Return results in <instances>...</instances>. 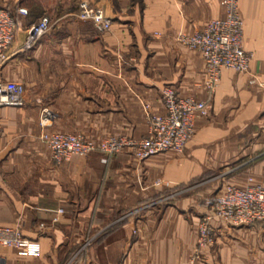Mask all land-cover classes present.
<instances>
[{"label":"crops","instance_id":"obj_1","mask_svg":"<svg viewBox=\"0 0 264 264\" xmlns=\"http://www.w3.org/2000/svg\"><path fill=\"white\" fill-rule=\"evenodd\" d=\"M88 1L112 18L109 29L76 17L80 0H0L27 6L24 24L42 13L54 21L27 51L18 50L19 31L0 69L24 84L26 97L0 107V227L40 242L38 253L0 243V264H264V221L219 216L211 221L214 241L192 258L198 221L220 187L191 183L264 143V85L250 81L264 78V0H238L250 67L222 70L212 107L195 116L182 151L141 160L127 149L93 150L57 163L40 137L42 105L54 113L48 130L96 141L148 133L149 111H164V84L207 96L201 54L176 35L225 13L221 0ZM228 181L264 185V159Z\"/></svg>","mask_w":264,"mask_h":264},{"label":"built area","instance_id":"obj_2","mask_svg":"<svg viewBox=\"0 0 264 264\" xmlns=\"http://www.w3.org/2000/svg\"><path fill=\"white\" fill-rule=\"evenodd\" d=\"M221 3L225 9L223 16L210 18L203 27L192 32H179L176 35L178 41L197 50L204 60L206 97L182 95L174 85L164 84L160 88L164 111H149L148 133L142 136L109 135L98 141L82 132L48 130L54 113L47 105H42L39 112L40 137L49 146L53 161L59 163L73 154L83 155L93 150L116 153L127 149L141 160L169 149L182 151L195 131V116L198 113L206 115L212 107L213 94L222 70L232 68L239 72L246 71L253 56L252 51L243 45V21L238 10V0H221ZM27 14L28 8L25 5H16L14 9L0 5V69L14 52L12 44L19 31H22L23 37L18 50L27 51L34 48L54 24L47 13L24 24L22 16ZM74 15L90 20L101 32L109 29L112 23V18L103 8L88 0H80ZM250 81L264 85V78L260 79L256 75ZM25 102L24 84L4 79L0 74V107L23 105ZM217 216L242 225L264 221V185L254 182L244 186L231 181L222 183L209 210L198 221L193 259L198 258L204 246L214 241L211 221ZM0 243L15 246L25 253L40 251L39 240L25 236L16 226L0 227Z\"/></svg>","mask_w":264,"mask_h":264},{"label":"rangeland","instance_id":"obj_3","mask_svg":"<svg viewBox=\"0 0 264 264\" xmlns=\"http://www.w3.org/2000/svg\"><path fill=\"white\" fill-rule=\"evenodd\" d=\"M43 14V13H42ZM41 15V14H40ZM264 159V143L260 148H257L253 152H249L248 154L242 156L241 158L231 161L229 164V168L218 169L215 171H209L196 179H194L191 183L195 185L194 187L209 185L220 187L224 181L230 180L236 172L240 171L247 165H250L256 161ZM197 184V185H196ZM200 255L198 256V258Z\"/></svg>","mask_w":264,"mask_h":264}]
</instances>
